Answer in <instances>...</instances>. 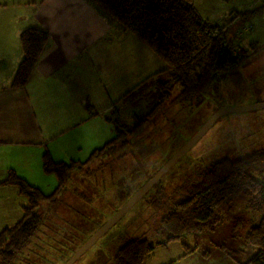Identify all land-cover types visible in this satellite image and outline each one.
<instances>
[{
    "label": "rangeland",
    "instance_id": "obj_1",
    "mask_svg": "<svg viewBox=\"0 0 264 264\" xmlns=\"http://www.w3.org/2000/svg\"><path fill=\"white\" fill-rule=\"evenodd\" d=\"M8 1L11 4L19 1L18 10L28 5L26 0ZM195 5L199 13L213 22L221 17L220 22L228 27L229 42L246 50L248 57L221 73L200 97L182 98L180 85L162 70L151 80L137 85L108 113L110 117L115 116L111 119L124 120L120 136L99 147L102 149L95 158L85 160L90 153L82 151L78 156L81 158L68 161L76 164L57 200L39 202L36 209L42 223L12 264H65L216 111L264 102V0H195ZM250 10L253 11L248 13ZM228 21H233L232 25L226 23ZM141 47L139 41L137 52ZM158 81L167 82L166 87L172 89L171 95L154 112L159 99L155 85ZM115 125L114 122L113 128ZM69 134L75 142L86 143L90 138L84 127L72 129ZM262 148L264 108L222 115L74 264H116L115 254L119 247L138 236L148 238L154 245L153 252L145 260L150 264H157L164 258L176 264L248 261L257 247L246 243V235L264 215L261 197L239 193L230 204L218 209L221 221L213 228L179 239L168 240L169 233L163 228L162 219L183 198L178 188L202 168L219 159L235 160ZM47 174L52 175L50 186L42 183V179L33 180L34 185L49 194L58 187L60 180L56 173ZM2 194L0 192V197ZM10 200H13L11 196ZM17 202L15 211L10 209L8 225L18 222L24 207L29 205L24 194ZM0 219H3L1 231L6 226L3 224L6 217ZM188 248L193 252L184 255ZM207 251L209 254L205 255Z\"/></svg>",
    "mask_w": 264,
    "mask_h": 264
},
{
    "label": "crops",
    "instance_id": "obj_2",
    "mask_svg": "<svg viewBox=\"0 0 264 264\" xmlns=\"http://www.w3.org/2000/svg\"><path fill=\"white\" fill-rule=\"evenodd\" d=\"M26 3L18 10L19 1L0 0V218L6 217L4 225L22 197L16 185L1 183L10 169L33 185V179H42L50 186L52 175L43 169L44 153L68 162L81 158L84 151L90 153L85 160L91 159L93 151L116 137V118L108 113L137 85L166 67L90 0ZM219 18L214 22L223 23ZM29 26L46 29L50 37L26 85L15 87L12 79L23 55L19 34ZM139 41L143 47L137 52ZM79 127L90 134L86 143L75 142L69 134ZM168 261L164 258L157 264Z\"/></svg>",
    "mask_w": 264,
    "mask_h": 264
},
{
    "label": "trees",
    "instance_id": "obj_3",
    "mask_svg": "<svg viewBox=\"0 0 264 264\" xmlns=\"http://www.w3.org/2000/svg\"><path fill=\"white\" fill-rule=\"evenodd\" d=\"M90 1L133 33L166 63L161 72L168 73L169 78L180 85L182 98L200 97L212 87L221 73L233 69L248 57L246 50L238 49L229 42L228 27L224 23L213 22L199 13L195 0ZM49 37V32L38 26L21 30L19 41L23 55L13 76L12 86L26 85ZM155 85L159 99L154 112L171 95L172 89L171 86V89L166 87L167 82L158 81ZM114 121L118 138L121 121ZM100 149L93 151L92 158ZM74 164L56 161L49 151L44 153V171L56 173L60 180L58 187L49 194L16 174L14 169H10L9 175L1 181L16 185L20 193L28 197L29 205L24 207L23 216L18 222L6 225L0 231V264H12L31 242L42 223L37 205L42 200H57ZM178 190L183 198L162 219L163 228L169 233L168 240L213 228L221 221L218 209L230 204L241 192L264 199V148L235 160L219 159L186 180ZM246 243L257 247V252L251 259L239 264H264V215L247 232ZM153 250L154 245L148 238H131L117 250L116 264H145L146 257ZM190 252L193 251L188 248L184 255ZM204 254L208 255L209 251ZM165 264L176 263L171 260Z\"/></svg>",
    "mask_w": 264,
    "mask_h": 264
},
{
    "label": "water",
    "instance_id": "obj_4",
    "mask_svg": "<svg viewBox=\"0 0 264 264\" xmlns=\"http://www.w3.org/2000/svg\"><path fill=\"white\" fill-rule=\"evenodd\" d=\"M264 108V102L252 103L243 106L224 107L216 111L200 129L154 174L142 187L101 227H99L93 235L65 262V264H74V262L84 254L107 230L113 226L138 200H140L150 188L158 182L161 177L182 157L214 124V122L222 115L229 112L251 111Z\"/></svg>",
    "mask_w": 264,
    "mask_h": 264
}]
</instances>
